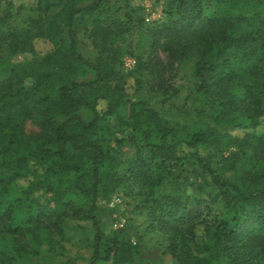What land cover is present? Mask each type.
I'll return each mask as SVG.
<instances>
[{"label": "trees", "instance_id": "obj_1", "mask_svg": "<svg viewBox=\"0 0 264 264\" xmlns=\"http://www.w3.org/2000/svg\"><path fill=\"white\" fill-rule=\"evenodd\" d=\"M38 1L39 10L47 13L64 0L44 8ZM100 1L80 6L77 0H69L61 10L67 36L58 52L62 58L58 65H52L51 56L36 68L0 60V226L10 236L20 239L27 231L48 243L53 235H64L69 218L91 220L95 234L89 264H149L137 262L140 247L122 239L120 232L105 236L98 219V202L109 192L100 171L107 166L110 176L115 173L117 158L100 143L104 128L98 102L105 97L87 90L107 76L99 64L77 51L73 25L77 14L93 11ZM261 3L173 0L167 22L146 33L139 29L141 43L149 44L141 56L153 58L147 64V75L161 79L154 90L167 93L166 68L155 57L158 50L178 62L194 64L196 91L214 112L199 117L194 127L172 125L145 101H108L106 116L128 107L126 126L140 133L152 153L166 157L165 153H173L179 145L195 149L197 163L230 207L226 217L204 222L200 247L194 242L193 217L181 229L173 227L171 249L181 264H264V134L239 137L231 133L256 129L264 117ZM58 29L54 24L49 32L58 33ZM21 35L18 31L0 34V48L8 42L13 51L26 49ZM90 72L93 77H82ZM28 78L33 81L26 82ZM83 110L88 111L87 117ZM27 118L38 125V134H25ZM201 149L208 151L207 156ZM228 149L231 151L224 156ZM248 161L252 165L244 169ZM225 172H233L234 177H225ZM20 179L28 184L20 185ZM37 191L50 194V202L33 200ZM18 259L0 247V264H14Z\"/></svg>", "mask_w": 264, "mask_h": 264}, {"label": "rangeland", "instance_id": "obj_2", "mask_svg": "<svg viewBox=\"0 0 264 264\" xmlns=\"http://www.w3.org/2000/svg\"><path fill=\"white\" fill-rule=\"evenodd\" d=\"M41 1L44 8L47 4H59L60 0ZM68 1L45 13L39 10L38 0H0V34L18 31L27 42L26 49L17 51L5 42L0 48V60L36 68L51 56L52 65L53 62L54 66L58 65L57 60L62 59L58 52L67 36L60 15ZM77 1L80 6L96 3V0ZM172 2L101 0L93 11L77 14L73 25L78 38L77 51L88 61L99 64L107 76L87 90L91 95L105 97L98 102L100 125L104 128L100 143L117 158L115 173L110 176L107 166L100 171L109 191L98 202L100 227L105 236L120 232L122 239L137 244L141 251L137 262L149 264H181L171 249L175 240L173 227L181 229L193 217L191 222L197 236L194 242L200 247L205 223L226 217L230 210L194 158L195 149L179 145L173 153H165L166 157L154 154L140 133L126 126L124 117L129 115L128 107L113 116L105 115L109 99L145 101L172 125L188 123L194 127L199 117L214 114L196 91L192 62H178L162 50L155 53L156 60L166 68L167 93L153 89L160 77L155 80L147 75V64L153 58L147 54L141 56V50H148L149 44L141 43L139 29L146 33L147 29L167 22ZM259 8L264 10V0ZM54 24L59 26L58 33L49 32ZM92 74L83 73L82 77L91 78ZM82 114L87 117L88 111L83 110ZM23 129L28 136L40 132L30 118L23 122ZM254 132L264 134V117L256 129L231 131L239 137ZM230 151L225 150L224 156ZM200 153L207 156L208 151L201 149ZM218 160L219 155L213 158L214 164ZM251 165L248 161L244 169ZM233 174L225 172L224 176L232 178ZM185 176L187 179H183ZM19 183L26 186L28 180L20 179ZM31 198L43 204L50 202L51 195L37 191ZM94 234L91 220L76 218L66 220L64 235H53L48 243H41L43 238H33L27 231L20 239L10 236L0 226V247L18 256L14 264H89Z\"/></svg>", "mask_w": 264, "mask_h": 264}]
</instances>
